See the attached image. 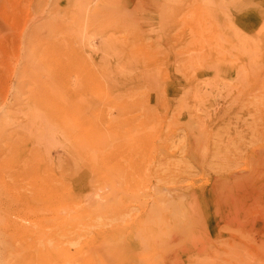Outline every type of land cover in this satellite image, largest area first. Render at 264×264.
<instances>
[{
  "label": "rangeland",
  "instance_id": "rangeland-1",
  "mask_svg": "<svg viewBox=\"0 0 264 264\" xmlns=\"http://www.w3.org/2000/svg\"><path fill=\"white\" fill-rule=\"evenodd\" d=\"M262 115L264 0H0V264H264Z\"/></svg>",
  "mask_w": 264,
  "mask_h": 264
},
{
  "label": "bare ground",
  "instance_id": "bare-ground-1",
  "mask_svg": "<svg viewBox=\"0 0 264 264\" xmlns=\"http://www.w3.org/2000/svg\"><path fill=\"white\" fill-rule=\"evenodd\" d=\"M56 1V0H55ZM41 3V2H40ZM139 6V5H138ZM132 16V15H131ZM262 121H261V124H258V125H255L254 124V122H253V125H251V128H252V130L253 131H251V132H253V133H251V135L253 136L252 138L254 139V137H255V135H256V133H258L259 134V136L258 137H262V140L264 141V115H262ZM257 123V122H256ZM254 127H256L255 129H254ZM250 129V128H249ZM260 139V138H259ZM257 140V138H255L254 140L256 141H260V140ZM264 143V142H263ZM260 150V149H259ZM262 151V153L260 154L261 155V158L260 159H262L263 158V160H264V149L263 150H261ZM260 152V151H259ZM259 155V154H258ZM260 157V156H259ZM259 162V161H258ZM258 164V163H257ZM262 164H263V168H264V161L262 162ZM258 166V165H257ZM257 169V168H256ZM260 169V168H259ZM263 172V171H262ZM259 176V175H258ZM250 179H251V176H250ZM253 180V179H252ZM251 180V181H252ZM255 182V181H254ZM255 184H256V182H255ZM254 187V186H253ZM261 187H262V185H261ZM262 188H264V186L262 187ZM260 197V196H259ZM257 199V198H256ZM259 200V199H258ZM257 200V201H258ZM264 206V205H263ZM261 210V209H260ZM261 212H263V217H264V209L261 211ZM264 229V228H263ZM263 234H264V232H263Z\"/></svg>",
  "mask_w": 264,
  "mask_h": 264
},
{
  "label": "crops",
  "instance_id": "crops-1",
  "mask_svg": "<svg viewBox=\"0 0 264 264\" xmlns=\"http://www.w3.org/2000/svg\"><path fill=\"white\" fill-rule=\"evenodd\" d=\"M242 23H243L242 29L244 32H252L256 28L251 21L242 22Z\"/></svg>",
  "mask_w": 264,
  "mask_h": 264
}]
</instances>
